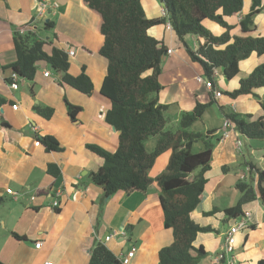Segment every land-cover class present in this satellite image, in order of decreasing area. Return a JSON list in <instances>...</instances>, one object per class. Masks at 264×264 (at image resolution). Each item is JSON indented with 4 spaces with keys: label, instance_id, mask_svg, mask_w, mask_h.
Listing matches in <instances>:
<instances>
[{
    "label": "crops",
    "instance_id": "crops-1",
    "mask_svg": "<svg viewBox=\"0 0 264 264\" xmlns=\"http://www.w3.org/2000/svg\"><path fill=\"white\" fill-rule=\"evenodd\" d=\"M46 1L51 6L43 18L39 15V0H0V99L4 100L0 104V261L5 264H88L91 249L100 241L120 258L134 245L137 251L129 264H160L159 251L173 241V232L165 227L161 189L156 178L165 170L171 151L156 159L149 171L153 181L146 192L119 190L105 197L103 189L93 183L91 174L103 166L104 161L88 145L113 152L119 144L118 131L105 119L111 102L100 92L108 70L107 59L99 53L104 42L99 31L100 17L85 7L82 0ZM157 1L149 0L148 6L159 10L148 16L144 8L147 17L163 15L164 8ZM53 3L58 7H52ZM262 5L263 11L255 17V35L264 36V0ZM249 7L246 1L242 14L248 12ZM237 16L241 18L240 14ZM46 20L52 21L54 27L45 29ZM209 21H204L205 26L214 30ZM229 21L236 23V16ZM22 28L32 31L38 40H48L47 52L56 47L68 54L73 48L74 55L68 54L70 72L76 75L85 68L94 85L93 93L87 95L62 84L59 73L46 61L37 63L33 80L19 79L18 88H13L7 81L13 74L10 65L17 59L13 36ZM216 30L212 32L218 35L223 28L216 27ZM234 32H238V28ZM149 34L163 41L166 47L159 101L169 105V126L176 127L182 113L192 110L198 102L208 103L211 98L216 101L207 107L202 119L204 128L215 129V136L220 139L215 143L211 169L206 173L207 183L192 218L199 225L216 230L197 234L194 244L203 245L207 252L197 264H217L214 257L221 251L230 225L234 224L225 210L237 203L240 192L236 184L244 175L233 172L231 165L237 163L238 155L244 150L235 145L239 134L234 126L229 137L223 136L225 118L219 106L250 121L264 115L260 105V101H264V88L254 90L257 96L232 98L224 93L238 88L242 79L238 77L240 72L243 70L247 76L264 61V54H252L242 60L240 72L232 80H226L222 69H216L220 82L214 88L223 94L216 98L205 82L197 80L199 76L206 78L203 68L191 60L174 30H167L161 24L149 29ZM189 37L194 43L195 38ZM219 85L225 87L220 89ZM67 101L82 108L75 120L69 117ZM14 104L17 108H13ZM38 104L53 108V116L45 119L37 114L34 106ZM253 110L257 111V117L253 116ZM211 115H215L216 121L209 125L206 117ZM43 135L54 136L62 151H47L40 142ZM154 139L155 146L157 138ZM149 140L146 146L152 150L154 146H148ZM49 164L57 166V176L50 174ZM250 174L253 180L257 178L255 169H250ZM8 188L15 193H8ZM56 189L62 190L61 205L53 209ZM242 209L250 211L251 216L249 226L237 232L235 264H257L264 258V203L256 199L244 204ZM212 210H215L213 214H205ZM113 230H124L126 236L104 241ZM37 242H41L39 248L35 246Z\"/></svg>",
    "mask_w": 264,
    "mask_h": 264
},
{
    "label": "trees",
    "instance_id": "trees-1",
    "mask_svg": "<svg viewBox=\"0 0 264 264\" xmlns=\"http://www.w3.org/2000/svg\"><path fill=\"white\" fill-rule=\"evenodd\" d=\"M164 14L149 18L142 0H82L83 5L100 17L99 31L104 37L99 53L108 61L107 74L100 92L111 102L106 113V122L119 133V144L115 151H107L97 145L88 148L104 164L91 174V180L100 186L104 196L109 197L119 190L126 193L146 192L152 183L150 169L156 159L170 150L171 156L165 170L156 178L161 189L160 201L164 212L165 227L173 232V241L160 249V264H197L207 255L203 245L194 244L200 232H215L211 226H201L192 218V212L201 202L207 183L206 173L211 169L215 147V129L205 132L191 129L200 120L207 107L216 103L198 102L183 112L176 127H170L169 105L160 103L163 89L160 82L162 62L166 54L163 41L149 34L154 26L170 23L191 60L200 63L204 75L211 80L212 91L217 86L216 69H222L226 80H232L239 72V63L252 54H264V36L255 35V17L263 11V0H159ZM250 3L248 12L242 14L245 2ZM241 15L233 23L229 18ZM205 20L217 23L223 28L216 35L204 25ZM54 27L50 20L44 28ZM238 28V32H234ZM193 36L190 45L187 37ZM48 40H38L32 31H16L13 44L17 59L10 69L18 79L33 80L37 63L46 61L57 73L62 84L91 95L94 85L82 68L78 74L70 72L68 54L56 47L45 50ZM7 81L13 83L11 76ZM264 88V61L247 76L240 79L238 88L224 92L232 98L254 94ZM212 95V94H211ZM257 96V94H254ZM4 102L0 99V104ZM264 110V101H260ZM69 117L75 120L81 107L67 101ZM224 118L230 120L235 129L250 139L264 140V115L250 121L238 118V114L219 106ZM34 110L45 119L53 116L54 109L36 105ZM250 117V114L247 115ZM156 137V144L148 150L146 142ZM220 136L216 137V141ZM202 141V148L193 151L194 143ZM40 142L47 151H62L58 140L43 135ZM257 178L248 183L238 180L240 192L237 203L225 210L228 218L242 216V206L259 199L264 203V170L250 163ZM226 169L223 166V171ZM52 176L59 174L54 164H49ZM226 171V170H225ZM212 210L205 214L211 215ZM18 236V235H17ZM0 264H5L0 261ZM88 264H124L103 242L98 241L90 252ZM257 264H264V258Z\"/></svg>",
    "mask_w": 264,
    "mask_h": 264
},
{
    "label": "built area",
    "instance_id": "built-area-1",
    "mask_svg": "<svg viewBox=\"0 0 264 264\" xmlns=\"http://www.w3.org/2000/svg\"><path fill=\"white\" fill-rule=\"evenodd\" d=\"M49 5L51 6V4H49L46 0H39V15L41 17H45L48 9H49ZM52 7H58V4L57 3H53L52 4ZM165 27L167 30H173V27L170 23H166L165 24ZM32 29V28H31ZM20 32H26V28H22L20 30ZM171 50H169L170 52ZM75 53V50L73 48H70L69 51H68V54L69 55H74ZM11 76H13L14 78V81L13 83H11V86L13 88H18V80H17V76L15 74H12ZM197 80L198 81H203L205 82V84L209 87V89H212V84H211V80L208 79L207 77L206 78H203V77H197ZM214 96L216 98H219V97H222L223 94L221 91L219 90H215L214 91ZM17 104H14L13 105V108H17ZM233 126L234 124L228 120V119H224V123H223V136L224 137H229L231 132H233ZM235 129V127H234ZM235 142H236V146L237 148H241L242 146V140L237 137L235 139ZM241 180L245 178L244 175H241ZM7 192L8 193H15L13 192V190L11 188H8L7 189ZM62 195V190L61 189H56L55 190V198L52 202V208L53 209H56L58 208L61 203H60V200H59V197ZM32 199H34V197H32ZM251 216V213L250 211H245L244 214L242 216H239V217H235L233 218L234 220V224L230 225L227 233H226V238H225V242L223 244V247L221 249V251L214 257V260L217 264H235L236 263V257H235V246H236V235H237V232L240 230V229H244L246 227L249 226L248 224V218ZM126 236V231L122 230V231H116V230H113L112 232H110L108 235L105 236V239L104 241H109L110 239L116 237V236ZM41 245V242H37L35 244V246L37 248H39ZM136 251H137V248L132 245L128 250L127 252L121 257V260L124 264H129L131 259L135 256L136 254ZM45 264H53V262H46Z\"/></svg>",
    "mask_w": 264,
    "mask_h": 264
},
{
    "label": "rangeland",
    "instance_id": "rangeland-1",
    "mask_svg": "<svg viewBox=\"0 0 264 264\" xmlns=\"http://www.w3.org/2000/svg\"><path fill=\"white\" fill-rule=\"evenodd\" d=\"M148 2H149V0H143V4H144L143 6H145L144 8L146 9L148 16L149 15H152V12H154L155 14H157L159 9L148 6ZM157 2H158L157 4L160 5V1L158 0ZM163 14H164V10H163ZM239 19L240 18L238 16H236V22ZM232 20L234 21L235 19H232ZM209 23L212 24L214 30H212V29L211 30L214 33L217 31L216 30V27L219 30V28H220L219 25H217L215 23H212L210 21H209ZM188 42L190 43V45L193 43L192 40H191V37H189ZM238 77H242V78L245 77L243 70L240 72V74L238 75ZM215 80H216V83L219 84L220 77L215 78ZM219 87H220V89H223L225 86L219 85ZM256 110H253L252 111L254 113L253 116H255V117H257L256 116L257 115L256 114L257 113ZM206 119H207V124H209V125H211L212 123H215V121H216L215 115L207 116ZM191 129H196L197 131L205 132L206 129L204 128L203 119L201 118L199 121H197L194 124V126H192ZM238 134H239V138L242 140L241 149H243L244 151H243V153H240L238 155V161H237V163H234L231 166L234 169L233 172L236 171L239 174H244L245 175L246 178L242 179L243 181H246V182L250 183V182L253 181L252 176L250 174V169L248 167V165L251 162H253L254 164H256V166L258 168L264 170V140H260V139H250V138H247V137L241 135L239 132H238ZM216 137L217 136H215V143H216ZM154 138L155 137H151V139L148 142V146L150 148H153V146H154V143H155V139ZM202 144H203L202 141L195 142L194 143L193 151H199L202 148ZM253 173H254V171H253ZM232 221H233V219H232ZM223 227H224V225H223Z\"/></svg>",
    "mask_w": 264,
    "mask_h": 264
}]
</instances>
